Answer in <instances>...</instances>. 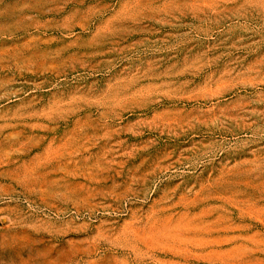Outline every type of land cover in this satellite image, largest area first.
Instances as JSON below:
<instances>
[{
	"label": "rangeland",
	"instance_id": "374dc122",
	"mask_svg": "<svg viewBox=\"0 0 264 264\" xmlns=\"http://www.w3.org/2000/svg\"><path fill=\"white\" fill-rule=\"evenodd\" d=\"M0 264H264V0H0Z\"/></svg>",
	"mask_w": 264,
	"mask_h": 264
}]
</instances>
